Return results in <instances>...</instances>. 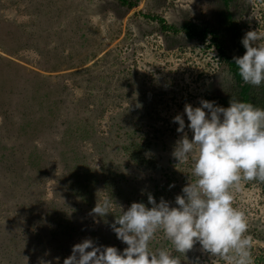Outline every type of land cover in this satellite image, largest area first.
Listing matches in <instances>:
<instances>
[{"label":"rangeland","instance_id":"1","mask_svg":"<svg viewBox=\"0 0 264 264\" xmlns=\"http://www.w3.org/2000/svg\"><path fill=\"white\" fill-rule=\"evenodd\" d=\"M44 6L50 8L45 10ZM227 10L237 28L245 33L264 32V0H231ZM59 14L70 17L73 26L64 24L53 34L47 33L43 26L36 27L41 41L51 46L48 55L52 57H48L45 65L54 67L52 72L44 71L42 58L26 43L29 39L22 41L23 45L8 56L0 50V55L11 62L0 65V167L2 157L16 155L15 152L17 155L24 152V157L31 155L26 165L32 166L31 172L23 168L17 175L11 171L0 174V199L3 200L0 223L6 226L8 217L14 218L20 222V229L17 231V226L13 229L15 235L37 232L44 245L39 251V246L18 244L16 237H12L6 245L10 251L8 260L0 258V264H63L71 255L72 246L84 239L70 237L69 250L52 255L49 251L53 243L48 246L46 240L49 236H61L62 232H40L36 219L35 225L23 219L29 213L33 218L47 214L49 219L60 212L74 211L81 214L83 227L92 231L96 216L91 214L92 209L74 210L78 207L76 198L81 196L82 188H88L94 194V208L105 198L100 186L113 175L118 187L129 194L124 197L117 192L120 200H124L122 196L129 198V202L113 204L110 210L115 215H119L118 206L127 210L133 202L149 207L148 201L138 200L145 199L148 192L163 193L156 202L163 198L176 207L175 197L182 195V188L195 178L191 175V160L178 163L172 156L176 141L183 135L177 132L179 125L173 118L183 115L184 132L191 139L183 111L185 104L199 107L200 100H207L221 106L217 97H223L229 86L222 59L213 48L206 47L207 43L192 40L182 31L162 33L155 21L144 17L155 15L178 29L188 20L197 25L205 22L224 34L228 45H236L223 31L221 0H138L127 11L113 0H19L17 3L0 0V18L20 26L28 38L35 22H48L53 27L61 18H56ZM87 42L89 49L82 51ZM260 43L264 44V40ZM54 52L58 59L53 57ZM71 57L79 58L75 64L81 63L80 66H69L66 60H72ZM18 65L26 69L18 70ZM32 71L43 79L35 88L17 76L25 77L24 73L29 72L30 79H39ZM4 81L13 88L3 89L1 82ZM34 90H38L35 100L31 98ZM16 124L24 125L19 130L22 135L28 134L26 139L9 136ZM86 125L93 129L94 141L70 138L72 128L81 130ZM5 137L9 139L4 140ZM136 144L144 147L140 156L135 155ZM70 145L75 150L69 151ZM76 153L82 154L76 156ZM84 163L96 175L94 180L84 181L80 175L81 171H87ZM12 177L14 186H6ZM10 190H14L11 196ZM233 195L234 206L245 213L248 221L254 264H264V183L243 182ZM16 205L23 210V217L17 213ZM111 234L116 244L126 245L114 232ZM162 237V233H157L154 241L165 239ZM159 243L162 245L163 241ZM171 247L165 245L167 249ZM18 253L20 257L16 256ZM180 258L181 264H227L203 253L199 244L185 258Z\"/></svg>","mask_w":264,"mask_h":264},{"label":"clouds","instance_id":"2","mask_svg":"<svg viewBox=\"0 0 264 264\" xmlns=\"http://www.w3.org/2000/svg\"><path fill=\"white\" fill-rule=\"evenodd\" d=\"M262 40L264 32H246L241 40L245 52L234 57L238 75L253 87L264 85ZM199 104H185L183 110L191 139L184 132L183 115L173 118L179 125L177 132L183 135L172 156L178 163L191 160L195 178L175 197L176 207L163 198L157 203L151 194L150 208L138 202L127 210L118 206L119 215L110 227L127 247L121 252L114 246H96L86 238L72 246L63 264H181L180 257L185 258L197 244L214 260L254 264L248 221L234 206L233 191L243 182L264 183V108L235 98L226 108L207 100ZM113 204V198H105L96 203L91 214L105 217L113 213ZM157 233L171 243V249L150 247Z\"/></svg>","mask_w":264,"mask_h":264},{"label":"trees","instance_id":"3","mask_svg":"<svg viewBox=\"0 0 264 264\" xmlns=\"http://www.w3.org/2000/svg\"><path fill=\"white\" fill-rule=\"evenodd\" d=\"M19 0H11L12 3H17ZM23 1V0H22ZM114 3L118 6L123 8V10L127 11L132 9L133 7L136 6L137 1L138 0H113ZM231 0H221V3L223 5V26L224 32H227L231 38V40L235 43H237L236 45H228V42L224 36V34H219V32L217 31V28H215L214 26H211L210 24H207L205 22H201V24L197 25L194 22H191L190 20L186 21L183 23V26L178 29L175 28L172 25H167L165 24V22L163 21V19L155 16V15H150V14H146L144 17L148 20L151 21H155L159 27H160V31L162 33H177L178 31H182L186 37L195 40L197 42H201L203 43H207L206 47L208 48H213V50L215 51L216 55L222 59L223 62V67L226 70L228 76H229V86H228V90L224 92L223 97L219 96L217 97L218 102L220 103L221 107H228L229 106V102L231 99L235 98L244 102H248V103H252L253 105L260 107V108H264V85H261L260 87H253L251 85L245 84L242 79L240 78V76L238 75V70L237 67L234 63V57H240L244 54L245 49L241 43L242 38L245 35V31L237 28L236 24L233 22V18L231 15V12H228L227 10V6L229 4ZM46 7V8H45ZM42 8V7H41ZM49 6H44V9H49ZM45 13H43L42 15H44ZM31 15V14H29ZM61 17L58 22L53 26H48V22L47 23H43V24H39V22H35V27L33 32H31L29 38L28 36H26V34L24 35V33H22L21 27L17 26L16 24H14L11 21H7L4 19L0 18V50L2 51L3 54L5 55H10L13 52H15L16 50L19 49V47L22 44V41H25V39H29V42H26L28 47H32L33 49H35V51L40 55V57L42 58V62L43 65V69H45V72H52V70H54V67H49L46 64V60L48 59V57H52L49 54V52L52 50L51 46L45 44L46 41H41V33L39 31V29H36V27H41L43 26L45 28V30H47V33L53 34L55 32H58L61 30V28L64 26V24H69L71 26H73V21H70V17H67L66 15L63 14H59V16L57 15L56 18ZM70 18V19H69ZM39 24V25H38ZM60 26V28L58 29L57 27ZM49 34V35H50ZM23 35V36H22ZM54 41H56V43L60 42L57 39H52ZM231 43V42H229ZM84 48L82 49V51H86L89 49L90 44L87 42L84 44ZM72 48V47H71ZM74 49V48H73ZM96 49H98L96 47ZM72 49H70L71 51ZM77 51V50H75ZM55 56H53L54 58L58 59V54L57 52L52 53ZM92 54L88 55L87 57L91 56ZM72 60H66L69 62V66L71 67H78L80 66L81 63H79V65L75 64L77 63V60H79V58H74L71 57ZM87 59V58H85ZM85 63V60L82 61V63ZM5 63V64H4ZM10 60L2 57L0 55V65L4 66L7 64H10ZM65 63V62H64ZM3 64V65H2ZM66 64V63H65ZM18 68V70H23L26 69L22 66H16ZM63 65L62 69H65ZM21 71V73L23 72ZM29 73V72H28ZM28 73H24L27 74L24 76L22 75H17L20 79H23L25 83H30L32 84V88H35V86L37 84H39L42 82V77L39 76V74L35 71H32V75L35 74V77H40L39 79L35 78V79H30V77H28ZM30 75V74H29ZM2 83V88L5 90H11L13 87L11 84H6V82H1ZM15 85V83H14ZM37 93L38 90H34L31 92V94L34 95L31 96V98H33L34 100L37 99ZM42 103V102H41ZM25 104V103H24ZM7 125H3V127H6ZM23 128L24 125H19L16 124L12 127L13 131H11V134H9V136L11 137H16L19 136V138L21 137L23 140L26 139L28 136L27 133H25V135H22V132L19 130L20 128ZM27 128H29V131L31 129V126L28 125ZM19 131H18V130ZM6 131V129H4ZM22 130V129H21ZM8 135V132H7ZM94 136V132L93 129L91 127H89L88 125H86V127H84L81 130H78L76 127L72 128L70 131V138L72 140H79L82 137L86 140H91L94 141L95 138ZM8 137H5L4 140H6ZM9 139V138H8ZM69 140V141H72ZM3 141V139H2ZM11 141V140H10ZM27 140H25L24 142H26ZM136 150H137V156L142 155V150H144L143 145L141 144H136L135 146ZM22 149V148H21ZM71 150H75V146L70 145L69 151ZM123 150V148H122ZM22 154L26 155L24 152H21ZM31 153V152H29ZM15 154L17 155V153L15 152ZM22 154L20 155H12L9 156L7 155V157H2L3 159V163L2 166L0 167V174L2 173V171H8V172H13L16 175L21 171V169H28L30 172L32 171V169H30L29 167L32 166H27L26 163L29 162L31 159L30 156L28 154V156L24 157ZM82 153H76L75 155H81ZM62 155V153H61ZM12 159V160H11ZM11 160V161H10ZM141 161H144L142 158L140 159ZM146 161V160H145ZM86 170L87 171H81L82 173H80V175L83 177L84 181H89L90 179L94 180L95 176L93 172L90 171V168L87 164H85ZM32 179L34 178V180H36L37 178L35 177H31ZM113 178H115V176H110L107 177L106 179L108 180L106 183L103 184V187L100 186L105 194V198H113L115 204L117 203H121V202H129V198L125 199L124 197H129V194H126L125 192H123L121 190V188L118 187V182L113 180ZM10 180V179H9ZM83 181V182H84ZM15 179L12 177L11 182L8 181L6 186H14ZM116 182V184H115ZM97 187V186H96ZM83 190V188H82ZM81 190V196L76 198L77 199V209L74 210H85L88 211L89 209H93L92 204L95 203L94 201V194L89 193L88 192V188L84 189L83 191ZM14 190H10L9 194L10 196L12 195L11 193ZM117 192L122 193V195H124V197L121 196L122 199H124L123 201L120 200L118 198ZM27 193V192H26ZM25 194L21 195V198L25 197ZM151 194L155 200H157L160 197H162L164 194L160 193V192H153L150 193L148 192L145 199L144 198H140L138 200H142V201H148V195ZM31 198V197H30ZM104 198V199H105ZM3 200L0 199V206L3 205L2 204ZM22 201H20L21 203ZM20 203L18 205H20ZM149 207H151L150 204H148V202L146 203ZM18 205H16V210L17 213L20 216H24V212L21 209V207H19ZM67 210L69 211V209L67 208ZM116 213V212H115ZM115 213H110L105 217H98L96 216V227L92 230H86L83 227V223L80 220V216L81 214H77L76 212L72 211L71 214H63V213H59L56 216L49 218L48 219V215L46 214L45 216L40 217L39 215H36L33 218L32 214H28L24 219L23 222L31 224V225H35V220L36 219V225L38 231L40 232H62L60 235L61 236H49V238L46 240V244L49 246L50 244H52V249L54 248V250L51 252V250L49 251L50 254L52 255H57L58 253H64V251H68L69 250V238L73 237V236H78V237H82L83 239L86 238H91L94 242V244L96 246H114L118 249V251H123L124 248L127 247V245L125 246H120L118 244L115 243V241L112 238V230L110 225L113 224L114 220H115ZM1 215V214H0ZM51 216V215H50ZM118 216V215H116ZM29 218V219H28ZM5 221L7 220V218H4ZM77 220H79V223L77 222ZM9 221V222H8ZM8 221L6 223H8L6 226H4L2 223H0V258L1 261H3V259L5 258L6 261L8 260V256L10 255V251L7 249V244L10 241V239L12 237H16V239L18 240V244L22 245H32L35 244L33 246H39V251L44 249V245H42L43 243L40 241V236L37 232H33L32 234H28V233H23L21 235H15L16 233L13 232V229L17 226V231L20 229V222H16L14 220V218L8 217ZM58 222L61 223V226L58 224ZM76 222V223H73ZM4 223V224H6ZM6 227V228H5ZM58 227V228H57ZM118 227V225H117ZM9 229V230H7ZM23 231V230H22ZM24 232V231H23ZM163 238V237H162ZM163 241V244L160 245L159 242ZM15 242V241H14ZM12 242V243H14ZM32 242V243H31ZM45 244V245H46ZM165 245L167 246H171V243L166 240H158V241H152L150 247L155 250L158 248H165ZM35 248V247H33ZM21 253L16 254V256L19 255L20 257ZM20 263V259L18 258Z\"/></svg>","mask_w":264,"mask_h":264}]
</instances>
